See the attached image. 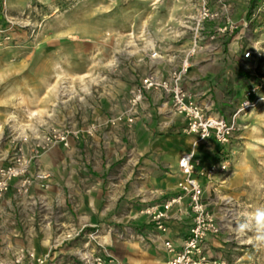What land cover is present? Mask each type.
<instances>
[{"label":"rangeland","instance_id":"rangeland-1","mask_svg":"<svg viewBox=\"0 0 264 264\" xmlns=\"http://www.w3.org/2000/svg\"><path fill=\"white\" fill-rule=\"evenodd\" d=\"M0 1V150H27V139L52 127L81 134L70 148L50 147L32 163L26 175L48 172L47 188L33 184L20 196L12 186L5 194L10 203L0 208V253L34 250L48 264H85L88 253L132 264L127 255L137 249L129 244L137 243L145 253L134 255L137 264L165 260L159 243L147 239L143 210L176 187V162L188 151L185 121L163 110L156 122L111 120L125 109L128 90L147 69L152 51L182 55L195 0ZM246 2L245 20L261 0ZM259 16L217 43L225 54H235L237 66L216 69L221 79L216 91L211 88L214 113L233 111L239 83L252 74L264 83V5ZM256 41L259 55L244 60ZM118 129L120 139L114 137ZM238 134L228 152L231 167L215 175L205 193L224 220L209 253L226 264H264V244L255 240L251 219L264 206V106L242 119ZM204 145L196 150L202 161L216 151Z\"/></svg>","mask_w":264,"mask_h":264},{"label":"built area","instance_id":"built-area-1","mask_svg":"<svg viewBox=\"0 0 264 264\" xmlns=\"http://www.w3.org/2000/svg\"><path fill=\"white\" fill-rule=\"evenodd\" d=\"M263 5L264 0H261L249 18L238 23L231 19L230 5L226 2L219 1V6L213 7L209 0H195L194 14L187 27L189 44L183 50L179 63L170 67L151 66L138 76L137 82L128 90L125 109L111 120L112 123L124 120L132 124L150 92H156L159 96L158 109L182 116L185 121L183 132L196 137L193 149L183 152L178 158L175 173L179 178L175 191L143 210L151 225L147 239L152 243H161L166 264H226L221 257L213 258L209 253V243L222 232L224 220L210 208L205 193L213 188L215 175L225 174L231 167L228 152L240 137L238 132L242 119L264 106V83L254 74L243 84L239 83L237 103L233 111L224 116L212 112V101L206 99L204 93L188 88L185 77L192 59L199 52L206 50L211 43L226 39L239 25L244 28L253 23L260 17ZM259 21L264 22V19ZM258 43L252 42V48L243 52L244 60L254 54L259 55ZM148 57L155 60L160 55L154 50ZM92 132L93 126L86 130L87 134ZM80 136V130L69 126L52 127L26 138L29 142L27 150L22 146L7 153L0 150V201L12 186L20 196L27 195L33 184L47 188L48 172L39 170L31 177L26 175L32 163L43 150L58 145L68 149ZM200 144L203 147L204 144L215 146L216 155L202 161L196 154ZM174 222H185L188 227L186 236L179 242L168 235L169 226ZM82 260L85 264H124L115 257L99 254L86 253ZM0 264H48V258L34 250L17 249L7 255L0 253Z\"/></svg>","mask_w":264,"mask_h":264},{"label":"crops","instance_id":"crops-1","mask_svg":"<svg viewBox=\"0 0 264 264\" xmlns=\"http://www.w3.org/2000/svg\"><path fill=\"white\" fill-rule=\"evenodd\" d=\"M219 1H224V0H209L210 4L213 7H218ZM232 1H233L232 3L231 2L227 3L226 1H224L230 5L231 19H233L234 21H241L242 19H245L246 11H247L246 0H232ZM232 9H235L236 12L232 13V11H233ZM234 17H236L237 19L235 20ZM186 26L188 27V25H186ZM210 47H212L210 50H208V51L203 50V51L199 52L192 59L191 66H190L188 73L185 77V85L195 92L204 93L205 98L210 99L212 101L211 88H213V90L216 91L217 88L215 85L221 79L220 75L217 76L215 74L216 71L219 69H222V68H225L224 71H226V72L229 69H232V71H233L235 69V67L237 66V64L233 63V61H232L233 56H235V54L233 52L231 54H225L221 50V46H219V44H217V43H211ZM158 53L160 55L159 58H157L155 60H153V59L148 60L147 69H149L151 66H157V67L174 66V65L179 63V60L182 56V55L180 56V55L175 54V53H172V54L165 53L163 55L160 54V52H158ZM226 66H228V67H226ZM209 82H211L212 84H210ZM158 99H159V96L157 95L156 92H150L147 101L142 106V108H145V109L143 112L142 111L140 112V116H138L139 120L137 119L138 121H142V120L144 121L145 120L148 122H150V121L156 122L155 120H158V118H162V116L160 114V112L162 110L158 109V105H159ZM156 108H157L158 112L156 111ZM155 113H158L157 116L155 115ZM160 127H163V126L160 125ZM169 127H171V126L169 125ZM114 133H115L114 137L116 139H120L122 134H124L122 129L114 130ZM165 150H167V149H165ZM168 150H176V149H170L169 148ZM173 153L174 152H172V154ZM176 166H177V162H176ZM173 191H175V189H172L171 191L166 192L167 193L166 196ZM5 199H6V197L5 198L3 197L1 199L0 208H1L2 204L5 205L6 203H10L9 200H5ZM148 230H149V234H150L151 225L148 227ZM187 231H188V227H187V224L185 222H174V223L170 224V226H169L168 235L171 236L176 242H179L183 237L186 236ZM158 243H159L160 249L165 253L164 249L161 246V243L160 242H158ZM157 259L150 260L149 264L152 261H155ZM158 260H162V262L166 261V259L165 260L164 259H158Z\"/></svg>","mask_w":264,"mask_h":264},{"label":"bare ground","instance_id":"bare-ground-1","mask_svg":"<svg viewBox=\"0 0 264 264\" xmlns=\"http://www.w3.org/2000/svg\"><path fill=\"white\" fill-rule=\"evenodd\" d=\"M31 113V112H30ZM263 141H264V139H262ZM184 142H185V145H186V148L188 149V150H192L193 149V147H194V145L196 144L195 142H196V138H195V136L194 135H190V136H188V137H186L185 139H184ZM231 174L232 173H228V175L229 176H231ZM98 237L99 238H101V239H105V240H107V236H105V235H100V234H98ZM134 246L136 249H137V253H138V251H141L142 252V254H145L141 249H140V247L138 246V244L137 243H131V244H129V246ZM136 252L135 253H133V254H131V255H127V257H128V263H132V264H137L138 263V260H137V258L134 256V255H138ZM140 255V254H139ZM150 262V261H149ZM150 264H166V261H164V262H162V260H155V261H152Z\"/></svg>","mask_w":264,"mask_h":264},{"label":"clouds","instance_id":"clouds-1","mask_svg":"<svg viewBox=\"0 0 264 264\" xmlns=\"http://www.w3.org/2000/svg\"><path fill=\"white\" fill-rule=\"evenodd\" d=\"M251 219L254 220L255 228L257 232V235L255 236V240L260 244H264V206L258 208L252 214Z\"/></svg>","mask_w":264,"mask_h":264},{"label":"trees","instance_id":"trees-1","mask_svg":"<svg viewBox=\"0 0 264 264\" xmlns=\"http://www.w3.org/2000/svg\"><path fill=\"white\" fill-rule=\"evenodd\" d=\"M248 13H249V10H248L247 14H248ZM247 14H246V15H247Z\"/></svg>","mask_w":264,"mask_h":264}]
</instances>
